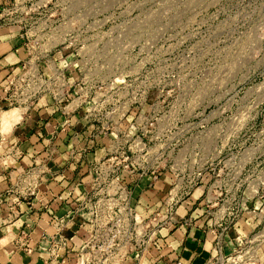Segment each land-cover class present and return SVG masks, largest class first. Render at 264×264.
Returning a JSON list of instances; mask_svg holds the SVG:
<instances>
[{
    "label": "rangeland",
    "instance_id": "374dc122",
    "mask_svg": "<svg viewBox=\"0 0 264 264\" xmlns=\"http://www.w3.org/2000/svg\"><path fill=\"white\" fill-rule=\"evenodd\" d=\"M39 1L52 27L74 30L84 44L95 42L93 61L107 66L109 83L121 82L112 98L118 91L122 102L133 100L121 128L136 127L131 134L159 162L157 174L188 191L171 203L193 196L195 209L218 228L217 251L228 254L219 264H263L264 0H29L28 5ZM68 45L39 58L40 66L53 60L61 70L66 61L79 60L74 43L63 49ZM49 66L54 69L52 62ZM12 116L19 114L4 115L0 139ZM172 168L182 172L181 182L168 172ZM135 188L128 202L132 215L107 214V233L87 223L84 239L56 237L44 264H138L157 229L152 227L173 219L174 212L167 219L159 212L139 216L130 205ZM176 193L177 188L170 199ZM84 212L79 214L85 217ZM90 233L95 239L89 240Z\"/></svg>",
    "mask_w": 264,
    "mask_h": 264
},
{
    "label": "crops",
    "instance_id": "0c3cea01",
    "mask_svg": "<svg viewBox=\"0 0 264 264\" xmlns=\"http://www.w3.org/2000/svg\"><path fill=\"white\" fill-rule=\"evenodd\" d=\"M10 2L0 0V9ZM26 57L19 27L0 24V114L9 108V80ZM8 112L0 115V128ZM80 119L77 113L67 121L49 96L8 117L0 139V264H44L56 237H87L79 209L91 191L89 169L105 158L109 140ZM146 181L134 189L131 207L139 216L165 214L170 178L163 174L151 187ZM196 201L192 196L173 207V223L157 225L138 264H209L228 257L225 249L217 251L218 228L196 210Z\"/></svg>",
    "mask_w": 264,
    "mask_h": 264
},
{
    "label": "built area",
    "instance_id": "2783aa9c",
    "mask_svg": "<svg viewBox=\"0 0 264 264\" xmlns=\"http://www.w3.org/2000/svg\"><path fill=\"white\" fill-rule=\"evenodd\" d=\"M28 2L29 0H11L8 5L0 9V24L19 27L27 54L5 89L6 102L9 107H24L27 110L36 99L49 96L67 121L68 118L79 113L80 121L84 126L93 125L97 135L108 136L109 132L112 133L105 158L89 169L91 191L81 204V210L85 211L86 216L80 215L81 224L97 223L99 231L107 233V214L126 212L132 215L128 202L133 188L137 187V183L143 178L148 180L149 187L153 186L160 176L157 174L159 162L148 157L149 153L145 154V144H141L139 138L131 134V131L137 129L136 127L121 128V122L129 112L133 100L127 99L122 102L123 95L118 91L116 99L112 98L121 82L114 79L109 83L105 74L107 66L99 67L98 65L101 64L93 61L96 57L95 42L84 44L76 39L74 30L67 31L52 27L51 16L43 13V8H46L44 1L31 6ZM43 37L46 39L41 41L40 38ZM72 37L75 39L73 40ZM66 42L69 45L63 49H69L74 43V47H77L76 58L79 60L66 61V66L61 70L53 60H49L54 68L51 72L46 68L50 65L49 61L47 65L40 66L39 58L48 57L52 50L55 51L57 46ZM84 52L87 53V58L80 56V53ZM65 60L66 57L62 62ZM70 70L77 71L78 76L73 77ZM172 169L174 172L169 170L168 172L174 177L176 175L178 181L183 180L182 172ZM172 185L173 188L168 190L169 203L165 202L166 213L162 215L164 219L168 218L166 217L168 213L173 212L175 205L171 202L178 196V192L180 196L189 195L187 190L181 192L182 184L172 183L170 187ZM176 188L177 193L170 199L171 191ZM157 215L156 213L155 216ZM164 222L172 224L173 219L170 217ZM158 224L159 222L154 227L157 228ZM91 239H95L92 233L89 234V240ZM214 261H217L216 264L221 263L215 259L209 264H213Z\"/></svg>",
    "mask_w": 264,
    "mask_h": 264
},
{
    "label": "bare ground",
    "instance_id": "6f19581e",
    "mask_svg": "<svg viewBox=\"0 0 264 264\" xmlns=\"http://www.w3.org/2000/svg\"><path fill=\"white\" fill-rule=\"evenodd\" d=\"M53 65V64H52ZM47 70H49V72H51L52 70L50 69V66L46 67ZM10 111H14L17 112V114H23L25 112V108L24 107H14L13 109H11ZM55 226V225H54ZM57 226V225H56ZM55 226V227H56Z\"/></svg>",
    "mask_w": 264,
    "mask_h": 264
}]
</instances>
